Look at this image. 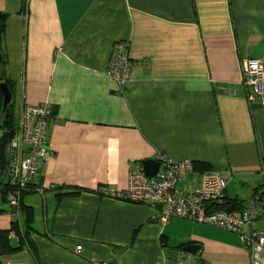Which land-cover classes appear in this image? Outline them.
Here are the masks:
<instances>
[{"label":"crops","instance_id":"obj_1","mask_svg":"<svg viewBox=\"0 0 264 264\" xmlns=\"http://www.w3.org/2000/svg\"><path fill=\"white\" fill-rule=\"evenodd\" d=\"M24 5L0 0L8 14L2 48L17 114L23 102L56 109L48 132L55 156L40 165L34 190L21 200L33 211L31 236L44 264H163L178 253L197 264H252L233 230L178 217L164 225L159 206L119 194L130 166L142 168L143 159L191 158L220 169L227 180L222 205L237 198V209L251 215L247 228L264 231V106L249 100L241 70L250 58L264 66V0ZM120 40L134 64L121 85L106 75ZM201 173L181 170L176 187L196 188ZM24 220L21 207L0 202V230ZM189 244L199 251H182ZM28 255L4 262L36 264Z\"/></svg>","mask_w":264,"mask_h":264},{"label":"built area","instance_id":"obj_2","mask_svg":"<svg viewBox=\"0 0 264 264\" xmlns=\"http://www.w3.org/2000/svg\"><path fill=\"white\" fill-rule=\"evenodd\" d=\"M113 49L114 59L110 64L108 77L112 82L121 85L133 75L134 64L128 55L126 42L116 41ZM242 62L244 83L249 88V100L259 99V103L264 106V66L261 59L250 58L249 61ZM114 63L119 65L118 69L113 67ZM17 117L18 129L8 147L9 171L6 175V183L10 185L6 199L11 206L17 205L22 191L28 184L35 182L40 165L55 156L48 137L52 120L51 104L46 101L36 105L23 103ZM158 162L160 167L155 176L145 174L140 165L131 166L127 186L119 196L123 200H140L153 207L159 206L160 221L164 224L172 217H178L233 230L249 247L252 264H264V233L247 228L251 222V215L246 211H215L209 208L211 202L223 198L227 181L222 171H202L198 187L182 192L176 187L180 172L181 170L193 172V160L191 158L174 160L161 155ZM39 192L43 195L42 189ZM107 193L114 194L110 189ZM76 249L81 250V244H78ZM94 264L113 263L97 260ZM163 264L197 263L195 259L178 253L166 256Z\"/></svg>","mask_w":264,"mask_h":264},{"label":"trees","instance_id":"obj_3","mask_svg":"<svg viewBox=\"0 0 264 264\" xmlns=\"http://www.w3.org/2000/svg\"><path fill=\"white\" fill-rule=\"evenodd\" d=\"M26 2L27 0H23V6H25L24 4H26ZM7 17L8 14L0 10V50L3 53L2 65L0 66V81L6 82L11 94L13 95L15 82L14 80L10 79L9 76L6 75L7 56L2 48L5 39ZM127 46L129 47V44H127ZM130 59L133 61L131 57ZM3 103H4V95L0 89V134H2L3 131L8 132L9 142H10L15 137L18 129L19 121L17 119L18 118L17 108L15 110L13 106V102H11L9 106L6 108L5 112L2 113ZM55 110H56L55 108H52V115L55 113ZM194 167L198 171H204L210 168L207 164H204L203 162H196L194 164ZM31 185L35 186L36 184L31 183ZM8 189H10V185L6 183L4 180H0V193L5 201H6ZM260 189H262V187ZM79 191L80 189L78 190V192ZM89 192H99V191L94 189ZM260 193L262 196H264V192L263 193L260 192ZM222 207L225 209L242 208L243 204L241 201L240 202L237 201V198H234L230 203H227ZM21 208L25 213V220L23 221V223L21 224L18 221H15L16 222L15 223L14 221H12L8 228L0 230V264H4V261L8 257H11L16 253H20V255L22 256L29 254L32 256V258L35 259L36 264H44V262L39 257L37 247L31 236L32 233L36 231L35 228H33L31 225L33 211L30 207L27 206L24 207L22 203H21ZM194 259L197 260L198 258L194 257Z\"/></svg>","mask_w":264,"mask_h":264},{"label":"water","instance_id":"obj_4","mask_svg":"<svg viewBox=\"0 0 264 264\" xmlns=\"http://www.w3.org/2000/svg\"><path fill=\"white\" fill-rule=\"evenodd\" d=\"M2 54L0 50V66L2 65ZM0 89L3 92L4 95V103H3V112H5L8 103L11 100V92L9 90L8 85L4 81H0ZM9 139V133L6 131H3L2 134L0 135V179L3 177L5 167H6V162H7V156L5 155V146L8 142ZM142 169L147 174L148 176H155L157 174L158 168H159V162L156 161L155 159H143L142 160ZM200 249L199 245L196 244H189L184 247H182V251L188 252L191 254H196Z\"/></svg>","mask_w":264,"mask_h":264},{"label":"rangeland","instance_id":"obj_5","mask_svg":"<svg viewBox=\"0 0 264 264\" xmlns=\"http://www.w3.org/2000/svg\"><path fill=\"white\" fill-rule=\"evenodd\" d=\"M1 54H2V57H3V53L1 52ZM113 59H114V49L112 48V52H111V56H110V60H109V64H108V66H107V70H106V75L108 76V70H109V67H110V64L112 63V61H113ZM113 67H115V68H119V65L118 64H116V63H114L113 64ZM242 70V69H241ZM109 78V77H108ZM110 79V78H109ZM14 101V99H13V95L11 96V100H10V102L8 103V105H7V107L9 106V104L11 103V102H13ZM23 103H26V102H23ZM22 103V104H23ZM22 104L19 106V108L22 106ZM16 108H17V105H16ZM2 113H3V110H2ZM18 119V118H17ZM8 147H9V139H8V142H7V144H6V146H5V155L7 156V162H6V167H5V171H4V174H3V177L0 179V180H4L5 182H6V175H7V173H8V171H9V169H8ZM157 157H159L160 158V156H157ZM156 160V159H155ZM156 161H158V160H156ZM160 167V166H159ZM207 170H220V169H216V168H209V169H207ZM221 171V170H220ZM182 175H184L183 173H182ZM180 178H181V175H180ZM226 179V178H225ZM189 180H192V178H188V181ZM227 181V180H226ZM181 182H185V178L184 177H182V180H181ZM198 187V186H197ZM196 187V188H197ZM30 188H32L33 190H34V186L33 185H31V184H28L27 185V187L22 191V193L20 194V196H19V202H18V204L17 205H13V206H11L10 205V203H9V201H5V200H2L1 199V194H0V202H2V203H4L5 205H6V208H10L11 207V209L13 210V211H15V210H17V209H19L20 207H21V200H22V198H23V196H24V194H26L27 193V191L30 189ZM195 188V187H194ZM110 190H112V189H110ZM224 195H225V189H224V193H223V198H222V200H219V201H213V202H211L210 203V209H212V210H224V211H240V210H238L237 208H229V209H225V208H223L222 206V203L224 202ZM131 202H133V203H144V202H142V201H140V200H136V201H131ZM231 201H227V202H225V203H230ZM246 212H248V211H246ZM169 222V221H168ZM162 223V222H161ZM262 223H263V221H262ZM164 224V223H163ZM165 224H168V223H165ZM164 224V225H165ZM209 225H213V226H216V227H219V228H221L220 226H217V225H215V224H211V223H209ZM233 232H235V231H233ZM236 233V232H235ZM236 234H238V233H236ZM239 235V234H238ZM79 244H81V246H82V242H79ZM78 245V244H77ZM76 245V246H77ZM76 246H75V248H74V251L75 252H80L81 250H77L76 249ZM174 250H176V249H174ZM170 251H171V249H170ZM111 263H113V264H116L115 262H111ZM4 264H6L5 262H4Z\"/></svg>","mask_w":264,"mask_h":264},{"label":"bare ground","instance_id":"obj_6","mask_svg":"<svg viewBox=\"0 0 264 264\" xmlns=\"http://www.w3.org/2000/svg\"><path fill=\"white\" fill-rule=\"evenodd\" d=\"M263 233H264V231H263ZM166 262V261H165Z\"/></svg>","mask_w":264,"mask_h":264}]
</instances>
